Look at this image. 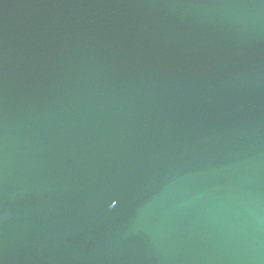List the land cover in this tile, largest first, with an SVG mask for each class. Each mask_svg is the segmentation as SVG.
I'll list each match as a JSON object with an SVG mask.
<instances>
[{"label":"water","instance_id":"obj_1","mask_svg":"<svg viewBox=\"0 0 264 264\" xmlns=\"http://www.w3.org/2000/svg\"><path fill=\"white\" fill-rule=\"evenodd\" d=\"M0 264H264V0H0Z\"/></svg>","mask_w":264,"mask_h":264}]
</instances>
